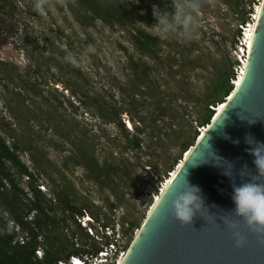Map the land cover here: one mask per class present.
Returning <instances> with one entry per match:
<instances>
[{
	"label": "rangeland",
	"instance_id": "rangeland-1",
	"mask_svg": "<svg viewBox=\"0 0 264 264\" xmlns=\"http://www.w3.org/2000/svg\"><path fill=\"white\" fill-rule=\"evenodd\" d=\"M7 1L15 10L11 4L0 2V135L10 145L18 146L21 160L38 178V187L43 194L51 197L53 193L63 191L90 214L103 216L108 224H115L118 217L131 247L156 196L161 194L159 189L166 180L161 183L158 178L165 170V162L168 166L173 163L184 134L188 135L192 130L187 123L180 122L182 127L164 139L165 143L171 141L168 143L170 149L154 160L157 168L144 167L141 162L148 160L144 155L136 159L131 153H124L130 159L129 172L132 174L131 179L124 177L119 183L121 199L111 188L96 186L86 178L85 169L76 163L79 147H85L88 142L89 152L100 162L111 156L120 157L121 147L115 141L120 130L115 124L94 116V111L83 103L82 94L102 97L120 105L125 98L121 86L128 95L129 56L135 60L146 58L130 40L127 30L110 27L101 21L88 24L85 13L72 0L66 7L56 5L43 14L34 10L33 0ZM251 1L215 0L214 6L202 9L198 37L190 42L197 50L194 55L201 65L187 67L184 73L190 83L188 91L193 96L203 98L204 87L210 85L220 71L231 66L235 70L232 49L240 35L242 16L249 11ZM260 4L253 5L254 11L248 22ZM152 26L145 27L154 37L170 44L167 46L162 42L161 54L172 50L178 40L159 37ZM68 54H72L71 62H65ZM169 82L174 85L172 79ZM191 107H194L193 103ZM154 111H157L156 106L152 107V113ZM193 111L191 121L196 126L195 120L202 110L199 106ZM123 120L130 129L127 125L129 117L123 115ZM158 129L166 131L167 128L160 122ZM181 135L182 139L175 141ZM160 151L163 152L161 148ZM18 180L30 192L32 180L25 176H18ZM57 210L61 218L63 214ZM124 220L126 224H123ZM133 221L140 225L131 234L129 223ZM66 225L70 226L68 234L72 235L75 224L67 219ZM70 250L71 246L65 253Z\"/></svg>",
	"mask_w": 264,
	"mask_h": 264
},
{
	"label": "trees",
	"instance_id": "trees-1",
	"mask_svg": "<svg viewBox=\"0 0 264 264\" xmlns=\"http://www.w3.org/2000/svg\"><path fill=\"white\" fill-rule=\"evenodd\" d=\"M72 1L85 13L88 24L101 21L110 27L127 30L130 40L146 58V60L141 58L135 60L133 56H129L128 95L124 94L125 88L121 86V93L125 98L119 103L120 105L108 102L102 97H93L88 93L82 94L85 98L83 103L94 111V116L106 123L115 124L120 130V135L115 138V141L121 149L120 157L111 156V159L106 158L100 162L89 152L88 142H86L85 147H79L76 163L85 169V176L89 181L101 189L111 188L114 195L121 199L123 195L119 191V183L124 181V177L131 179L132 174L129 172L130 159L125 157L124 153H131L136 159H141L144 155L148 158L145 162L147 165L143 162L141 164L144 167L157 168L154 160L160 159L161 155L170 149L168 143L171 141L165 143L164 139L182 127L179 126L180 122L187 123L192 132L188 135L184 134L185 138L179 144L180 149L173 158V163L168 166L165 162V170L158 178V182L161 183L167 180L169 173L175 170L184 155L196 144L201 133L199 129L211 124L216 114L215 108L223 104L234 91L231 84L234 71L232 66L220 71L213 82L204 87L205 92L201 93L203 98H197L189 93L190 83L186 80L184 73L187 67L197 68L201 65L194 55L197 50L190 43L178 40L172 50L161 54L160 45L170 46V44L154 37L145 27L157 23L153 16V7L157 6L161 10L167 7L170 10L172 0ZM0 2L11 4L7 0H0ZM259 2L261 1H251L249 11L242 16V24L249 21L254 11L253 5L256 6ZM10 6L15 10L12 4ZM168 78L174 81V85H171ZM37 93L42 94V91ZM73 94H76V91H73ZM192 103L194 107H191ZM154 106L157 111L152 113ZM199 106L202 110L201 115L195 120L196 126H193L191 115L194 113L193 109ZM155 112H157L156 118ZM123 115L129 117V122L132 124L131 130L126 127ZM160 122L164 123L166 131L158 129ZM178 139H182V135L175 141ZM18 176H25L32 180L29 185L30 192L21 186ZM110 206L114 207L115 204ZM57 209H60L63 214L61 218L57 214ZM84 210L85 208L79 206L71 195L63 191L53 193L51 197L43 194L38 187V178L21 160L18 146L10 145L0 135V264H57L62 259L81 253L83 250L73 246L65 229L71 231L70 226L66 225L67 219H70L76 226L72 235L78 234L77 232L81 234L82 229L76 225L75 218ZM32 213L36 215L30 221L28 218ZM91 214L95 218L100 217L95 216L94 213ZM9 218L14 220L23 232L29 234L30 239L25 245L15 244L17 233L8 226ZM126 222L124 220L123 224ZM139 225L137 221L130 222L129 233L132 234ZM39 237H43V243L40 242ZM83 237L84 244H87L88 238ZM40 244L45 250L42 260L37 259L35 255ZM69 246L72 250L65 253ZM92 247L93 250H98L96 245L93 244Z\"/></svg>",
	"mask_w": 264,
	"mask_h": 264
},
{
	"label": "water",
	"instance_id": "water-1",
	"mask_svg": "<svg viewBox=\"0 0 264 264\" xmlns=\"http://www.w3.org/2000/svg\"><path fill=\"white\" fill-rule=\"evenodd\" d=\"M229 98L201 141V135L197 139L122 264H264V236L252 233L241 220L240 231L247 242L237 247L233 230L221 219H239L228 212L235 208L233 183L249 179L240 172L247 166L258 174L250 151L255 141L264 143V0L242 86L230 102ZM226 170L232 176L225 175ZM185 179L201 189L208 208L194 217L192 225L183 224L172 208Z\"/></svg>",
	"mask_w": 264,
	"mask_h": 264
},
{
	"label": "clouds",
	"instance_id": "clouds-1",
	"mask_svg": "<svg viewBox=\"0 0 264 264\" xmlns=\"http://www.w3.org/2000/svg\"><path fill=\"white\" fill-rule=\"evenodd\" d=\"M68 3L69 0H33L32 6L38 13L43 14L56 5L66 7ZM214 5L215 0H172L170 10L167 7L161 10L154 6L153 15L157 23L152 27L157 31L159 37H171L184 43L193 42L199 34L202 9L205 6ZM71 60L72 54L65 56V62H71ZM253 145L250 154L255 157L254 163L258 174H252L245 166V170L240 172V176H248L249 179L240 185L235 183L232 185V199L235 208L228 213L239 219L221 217L228 228L233 230L237 247H243L247 242L240 231L241 220L252 233L264 236V143L255 141ZM225 175L232 176L227 170ZM172 186L167 189L163 200ZM172 208L175 216L183 224L192 225L194 217L207 207L201 189L198 186L190 185L185 179L183 188L175 193Z\"/></svg>",
	"mask_w": 264,
	"mask_h": 264
},
{
	"label": "built area",
	"instance_id": "built-area-1",
	"mask_svg": "<svg viewBox=\"0 0 264 264\" xmlns=\"http://www.w3.org/2000/svg\"><path fill=\"white\" fill-rule=\"evenodd\" d=\"M252 17L253 18H251L250 22L240 25V35L237 37L235 46L232 49L235 70L234 76L231 79V84L233 85L234 90L237 88L236 86L239 79L243 75L245 76L244 70H247L251 51V25L255 22V15ZM228 98H226V100ZM204 128L205 127L200 129L201 133ZM173 173H170L169 177L172 176ZM166 182L167 180L161 184V188L159 189L160 193ZM35 215V213H32L28 220L32 221ZM118 219V217L115 219V224H108L103 216L95 218L86 210H84L82 214L77 215L75 218L76 225L82 229L83 235L88 238L87 244L83 243L82 233L69 235L68 233H70V230L65 229V233L68 234L73 246L77 249H82L83 251L79 254L71 255L67 259H62L58 261L57 264H122L131 247L129 246V239L120 226ZM8 226L14 229L17 233L15 244L25 245L29 241V234L23 232L21 227L14 220L9 218ZM138 233L139 231L136 232V237ZM39 240L42 243L44 242L43 237H39ZM93 244L98 247V250H93ZM35 255L39 260L44 258L45 250L42 244L36 249Z\"/></svg>",
	"mask_w": 264,
	"mask_h": 264
},
{
	"label": "bare ground",
	"instance_id": "bare-ground-1",
	"mask_svg": "<svg viewBox=\"0 0 264 264\" xmlns=\"http://www.w3.org/2000/svg\"><path fill=\"white\" fill-rule=\"evenodd\" d=\"M262 4H263V0H261V4L260 5H258L257 6V12H256V14H255V18H254V20H255V22H254V24L253 25H251V32H252V34H251V37H250V39H251V45H250V47L252 46V41H253V36H254V32H255V28H256V25H257V21H258V18H259V14H260V11H261V7H262ZM244 74H246V71L244 70ZM244 75L239 79V81L237 82V89H236V91L232 94V96L229 98V102L233 99V97L237 94V92L239 91V89L241 88V86H242V83H243V80H244ZM221 105V107L218 109V110H216V113H217V117H216V119L219 117V115L224 111V109L227 107V105H228V100H226L224 103H223V105L222 104H220ZM215 119V120H216ZM128 126H129V128L131 129L132 128V124H131V122H129V124H128ZM210 128V127H209ZM209 128L208 127H205L203 130H202V133H200V139H199V141L198 142H200L201 141V139L204 137V135L206 134V132L209 130ZM195 149V146H193V148L191 149V151L190 152H187V154H186V159L185 160H182L181 162H180V164H179V166L177 167V169L174 171V173L172 174V176L170 177V178H168L167 179V182H166V184H165V186L163 187V189H162V191H161V194L160 195H158V196H156V199H155V204L151 207V210H150V212H149V214H148V219H149V217H150V215L152 214V212H153V210L155 209V207H156V205L158 204V202H159V200L161 199V197H162V195L164 194V192L166 191V189L168 188V186L170 185V183L172 182V180L174 179V177L176 176V174L178 173V171L180 170V168L182 167V165L185 163V161L187 160V158L190 156V154L193 152V150ZM148 219H146V221L148 220ZM141 232V231H140ZM140 232H139V234H140ZM138 234V235H139ZM138 235H137V237H138ZM137 239V238H136ZM135 242V241H134ZM134 244V243H133Z\"/></svg>",
	"mask_w": 264,
	"mask_h": 264
}]
</instances>
